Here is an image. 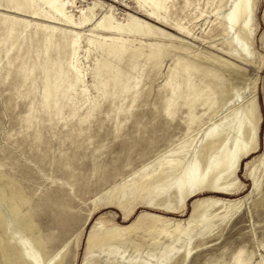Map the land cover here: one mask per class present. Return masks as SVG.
I'll use <instances>...</instances> for the list:
<instances>
[{
    "label": "rangeland",
    "instance_id": "1",
    "mask_svg": "<svg viewBox=\"0 0 264 264\" xmlns=\"http://www.w3.org/2000/svg\"><path fill=\"white\" fill-rule=\"evenodd\" d=\"M238 1L151 15L143 0H75L90 19L72 28L43 0H0V264H264V0L235 19ZM223 153L217 189L192 185L183 203L175 179ZM160 160L177 163L155 190L111 197ZM143 213L167 220L121 229ZM109 224L113 241L87 251Z\"/></svg>",
    "mask_w": 264,
    "mask_h": 264
},
{
    "label": "bare ground",
    "instance_id": "2",
    "mask_svg": "<svg viewBox=\"0 0 264 264\" xmlns=\"http://www.w3.org/2000/svg\"><path fill=\"white\" fill-rule=\"evenodd\" d=\"M44 4L46 5V7L51 11V17L58 20V21H64L67 25H69L72 28H82L83 25H87L90 16L87 15V13H85V9H80V13H81V18L79 21H76L73 18V15L69 13L68 9L69 7H73L75 0H43ZM144 3H148L150 5L151 8H153V10L150 12L151 15L156 13V10L160 11V10H165L166 11V6H165V0H143ZM246 7H247V3L244 0H239L236 4V6L234 7V15L233 17L236 18H240L246 11ZM55 27V26H54ZM100 28L105 27V25L103 23H100L99 25ZM115 27L110 26L109 29H111L112 31H120V29H114ZM182 28V27H181ZM245 30V29H243ZM80 36V33L78 32L76 34L75 39L73 40V44H74V48H73V53L74 55H76L77 49H78V37ZM245 36V35H244ZM113 43H122L121 45L123 46L128 39H125L121 36H110L109 37ZM151 47L153 49H157L156 47H154L153 45H151ZM77 73H78V79H81V73L78 71L77 67H76ZM260 106V105H259ZM259 106L255 103L253 106H251L250 108H248L246 110V115L249 117V119H251L255 124L256 122L259 120V115H260V109ZM258 145L256 144L254 149H257ZM227 149V148H226ZM176 161L175 160H169V161H165V160H160L157 161L155 163H153L152 165H150V168H153V172H149L144 174L143 176H140L138 179H136L133 182H129L126 183L123 186H118L117 188L114 189V193L111 194L112 198H119L121 197L124 192L126 191V189L132 188L133 186H143L146 188V190H155L158 186L156 185L157 181L159 179H162L163 175H165L168 171V167L169 165L173 164L176 165ZM229 163V154L228 153H223L222 155H220L217 159V161L213 162V163H209L210 167L204 171L203 173H201L198 177H196L195 179H188V177L190 176L189 172L185 173V177L182 178L181 180H176V188H177V192L181 193V195H183V203L187 201V199H189L192 195V191L190 189V187L192 185H194L196 188L201 189L202 187H207L210 189V191H215V189H217V179H218V175L220 174V171ZM177 168H180L179 165L175 166ZM204 201H197L194 203L192 211H191V215L190 217H188V219L186 220V223H191L192 221L196 220L197 218L200 217L201 213L204 210ZM165 217H161L159 215H155V214H149V213H143L141 215H139V217L135 220V222H133V226H128V227H124L121 226V229L123 231H127L129 230L131 227L134 226H138L137 229L141 230L145 224H148V221L157 224L158 222H161L162 220L165 222L167 220V218ZM147 220V222H146ZM175 221V220H174ZM178 225H180V223H177ZM113 224H109V225H104V227L101 229L99 235L94 236L92 233H90L88 235V240H87V245H86V250L87 251H91L95 248H97L98 246H105L110 244L114 237L115 234L113 231H109V227L112 226ZM151 225V223L149 224ZM182 225V224H181ZM115 226V225H114ZM155 226V225H154ZM177 227H175L176 229ZM147 229V228H146ZM151 235V233H150ZM28 254V256L31 259H36L39 258L41 261V252L40 251H27L26 252ZM58 257V255H56L51 261H49L48 264H54L56 258Z\"/></svg>",
    "mask_w": 264,
    "mask_h": 264
}]
</instances>
